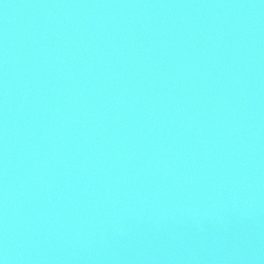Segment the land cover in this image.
<instances>
[{
    "label": "water",
    "instance_id": "95a60500",
    "mask_svg": "<svg viewBox=\"0 0 264 264\" xmlns=\"http://www.w3.org/2000/svg\"><path fill=\"white\" fill-rule=\"evenodd\" d=\"M2 264H264V0H0Z\"/></svg>",
    "mask_w": 264,
    "mask_h": 264
},
{
    "label": "clouds",
    "instance_id": "9594fccd",
    "mask_svg": "<svg viewBox=\"0 0 264 264\" xmlns=\"http://www.w3.org/2000/svg\"><path fill=\"white\" fill-rule=\"evenodd\" d=\"M0 264H2V262H0Z\"/></svg>",
    "mask_w": 264,
    "mask_h": 264
}]
</instances>
